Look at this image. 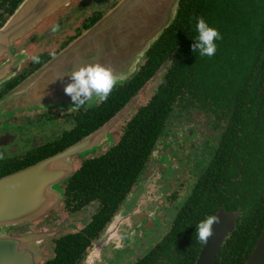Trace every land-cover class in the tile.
<instances>
[{
    "label": "trees",
    "instance_id": "obj_1",
    "mask_svg": "<svg viewBox=\"0 0 264 264\" xmlns=\"http://www.w3.org/2000/svg\"><path fill=\"white\" fill-rule=\"evenodd\" d=\"M197 17L222 37L212 57L191 51ZM136 67L118 79L105 103L76 117L75 127L62 136L65 143L54 151L100 128L161 74L147 102L127 115L118 140L84 160L65 182L72 210L94 202L96 212L82 230L56 239L52 257L40 264H79L138 182L175 109L207 115L215 145L167 232L132 264H193L201 245L196 225L218 210L239 217L214 264H243L264 225V0H178L170 23Z\"/></svg>",
    "mask_w": 264,
    "mask_h": 264
},
{
    "label": "water",
    "instance_id": "obj_2",
    "mask_svg": "<svg viewBox=\"0 0 264 264\" xmlns=\"http://www.w3.org/2000/svg\"><path fill=\"white\" fill-rule=\"evenodd\" d=\"M69 1L23 0L0 27V52L9 48L13 41L31 32L48 14L67 5ZM177 1L119 0L111 10L60 51L58 56L42 66L44 72L37 80L27 81L10 98H18L16 101L21 100L24 107L56 101L74 105L63 91L71 82L66 74L89 63L109 65L118 79L125 77L126 71L135 66L157 35L168 26ZM62 76V79H58ZM137 95L138 93L108 122L88 136L48 159L0 179V264L41 263V242L52 236H47L45 232L9 235L6 230L38 220L46 213L44 211L60 202L62 197L54 191L52 185L64 180L71 172L70 159L108 141V130L131 112ZM20 96L23 98L20 99ZM137 197L138 193L133 197L126 196L125 200L133 202ZM214 215L219 222L213 225L212 236L205 244L200 245L193 264H214L223 241L234 228L236 213L217 211ZM111 218L107 223L108 231L118 219L112 221ZM101 235L103 237L104 232ZM100 254L95 253L91 258ZM243 264H264V225Z\"/></svg>",
    "mask_w": 264,
    "mask_h": 264
},
{
    "label": "rangeland",
    "instance_id": "obj_3",
    "mask_svg": "<svg viewBox=\"0 0 264 264\" xmlns=\"http://www.w3.org/2000/svg\"><path fill=\"white\" fill-rule=\"evenodd\" d=\"M85 1L89 2L90 6L83 11V16H88L95 10L105 12L106 14L108 12V7H112V5L116 4L113 2L117 0ZM105 14H103V16ZM52 17V13L48 14L44 19V21H46L45 23L51 24ZM74 26L73 23V27ZM36 36L37 34L29 32L27 36L13 41L11 46H13L14 43H19V41L23 39L24 43L27 42L28 46L32 47V45L37 42ZM11 46L7 52L5 50L3 53L0 52V57L7 54L11 50ZM59 54L60 52H57L52 57H56ZM19 55L24 56V54ZM7 58L9 57L7 56ZM142 59L143 56L137 60L134 70L135 67H138L142 62ZM20 60L21 56L11 63V58H9L6 63L7 65L11 63V66L14 67V65L20 62L18 64V66H20L22 63ZM16 70L17 69H15L14 72H16ZM43 72L42 66H39L38 69L30 75L29 81L37 80ZM160 75L161 74L157 76V74H155V76L139 90L137 101L136 103L133 102V109L127 115L133 114L138 107L143 106L147 102L158 84V77ZM18 90L19 89H14L8 93V95L12 98V95L16 94ZM17 99L18 98L10 99L9 101L15 102ZM58 103L59 102L56 101L54 104ZM127 115L115 123L110 131L108 130L109 139L104 142L105 144H107V142L108 144H114L118 140L124 124L128 120ZM207 120H210L208 116L201 112L190 111L185 115L179 114L178 109L174 110L169 123L166 125L168 127L167 132L159 137L153 152L146 162L140 179L127 195L133 197L138 193L137 199L133 202L129 199L124 200L118 210L112 215L113 219L111 218L112 221L115 220V218L118 219L112 223L109 231L106 223L102 230V232H104L103 237L101 233L98 238L90 244L85 250V254L79 264H132L135 259L140 258L163 237L178 207L188 195L195 178L207 162L209 158V149L212 150L210 147L215 145L213 138L216 137V132L211 127L212 123L209 124ZM193 123L194 126H192ZM190 131H192L191 134L189 133ZM99 149L100 145H97L79 154V156L85 158L95 157L104 151V148H101L100 151ZM72 160L73 162L70 159V163L71 165L74 163V168L76 169L80 162L77 158H73ZM202 161H204V163H202ZM53 186L55 188L54 191L60 194V187H58L57 184L52 185V187ZM95 206V203L92 204V207L88 205L85 208L83 207L82 210L67 216V208L63 206V203L58 202L55 207H51L44 212H48L51 209L54 210L58 207L56 210L57 216L52 219L54 223L51 224V227H54L56 230L57 225L67 224L59 228V233H73L90 222L91 216L96 212ZM36 225L37 223L31 225V232H45L47 236H55L56 232L52 231V229L40 227L38 229ZM41 227H46V225H42ZM14 228L17 229L18 226ZM8 230H6V233H11ZM101 237L102 239H99ZM47 239L49 238L44 239L40 245V250L43 255L42 261L52 257V249L49 247L43 249L45 240ZM99 240H102V242H99ZM95 253L101 254L95 258H91V255ZM87 256H89L88 258L92 259V261H89L88 258L86 260ZM93 261L96 262L93 263Z\"/></svg>",
    "mask_w": 264,
    "mask_h": 264
},
{
    "label": "flooded vegetation",
    "instance_id": "obj_4",
    "mask_svg": "<svg viewBox=\"0 0 264 264\" xmlns=\"http://www.w3.org/2000/svg\"><path fill=\"white\" fill-rule=\"evenodd\" d=\"M20 2L21 0H0V25L5 22V19L8 17V15H10L11 12H13V10ZM89 6L90 3L86 2L85 0L70 1L67 6L59 8L53 13L51 24H46V21L43 20L36 28H34L30 32L37 34V42L34 43L32 47L28 46L27 42L24 43L23 39H21L19 43H14L13 46H11V50L7 54L0 57V154L4 155V159L0 160V179L30 166H33L66 149L68 146L61 151L54 152L58 147L62 146L65 143L64 139L62 138L63 134L73 129L77 124L76 117L79 114L86 112L91 107L99 104L96 102L95 98L90 103L87 102L79 110H75L72 108L75 107V105H67L63 103H48L41 105L36 104L33 106L24 107L23 105H21V100L15 102L9 101L11 98L8 95V93H10L12 90L17 88L20 89L21 86L29 81L30 75H32L39 66H44L51 58H53L52 56L54 54L65 49L72 42V39L84 32L87 28H85V25L87 26L89 22H91V20L98 19L103 14H105V12L95 10L92 11L88 16H83V11L86 10ZM110 8L111 6L108 7V10ZM73 23L75 25L74 27ZM53 26H58L60 29L55 34L51 32ZM28 34H26L25 36H27ZM9 48H7L5 51L7 52ZM1 53H3V51ZM19 54H24V56ZM32 55L39 56L40 63L33 64L30 60V57ZM7 56L11 58V63L13 60L15 61L21 56L20 61L22 63L20 64V66H18V64L20 63L18 62L16 65H14V67L11 66V63L7 65V59H9L7 58ZM15 69H17L16 72H14ZM19 98L22 99L23 96H20ZM135 112L136 110L134 111V113ZM82 138H80L79 140H81ZM112 145L113 143H103L100 145L99 151L101 150V148H104L105 151ZM103 152H101L100 154H102ZM44 153H47V155L37 160V158H39V156ZM93 157L94 156L90 158ZM73 158H77L79 160V166L75 169L74 163H72L73 167L71 172L64 180L60 181L57 184V186L60 187L59 190L62 197L60 202L63 203L64 207L67 208V216L72 215L79 210H82L83 207L85 208L88 205L92 207V204H94V202H92L90 204L83 205L79 208V210L75 211L72 210L74 204L73 200L66 197L65 182L72 175V173L80 167L81 163L84 160L90 159L76 155L71 158L72 162ZM140 177L141 175L139 176V179ZM57 208L58 207H56L54 210L46 212L43 216H41V218L39 217L38 220H33V222L31 221V223L29 222L30 224L22 223L9 227L8 231L12 234H8L20 235L26 232H31V225L37 223L36 228L38 229L39 227L47 228L52 229V231L56 232L55 236H52V238L45 240L46 248L45 244L43 248L47 249V247H49L50 249H52L56 239L61 238L67 234L77 233L84 228L83 226L81 229L73 233H59V228L66 226L67 224L57 225L56 230L54 227H51V224L54 223L52 222V219L57 216ZM234 213H236L237 216L234 221L233 230L235 229L236 220L239 217V213L235 211ZM42 225H46V227H41ZM7 226H9V224L6 225V227ZM17 226L18 228L15 229L14 227Z\"/></svg>",
    "mask_w": 264,
    "mask_h": 264
},
{
    "label": "clouds",
    "instance_id": "obj_5",
    "mask_svg": "<svg viewBox=\"0 0 264 264\" xmlns=\"http://www.w3.org/2000/svg\"><path fill=\"white\" fill-rule=\"evenodd\" d=\"M59 30L58 26H53L51 32L55 34ZM195 31L198 35L194 38L191 51L199 52L202 57L214 56L217 51L215 41L222 39L219 31L210 27L203 17L195 18ZM30 60L33 64L40 63L37 55H32ZM66 75L71 82L63 91L74 103L75 107L72 108L75 110L92 101L93 97H96L97 103H105L118 83L112 67L99 62L84 64ZM62 78L63 76L58 79ZM3 159L4 155L0 154V160ZM218 222L216 215H210L196 225V236L201 244H205L212 236L213 225Z\"/></svg>",
    "mask_w": 264,
    "mask_h": 264
},
{
    "label": "crops",
    "instance_id": "obj_6",
    "mask_svg": "<svg viewBox=\"0 0 264 264\" xmlns=\"http://www.w3.org/2000/svg\"><path fill=\"white\" fill-rule=\"evenodd\" d=\"M69 2H70V1H69ZM69 2H68V4H69ZM68 4H67V5H68ZM67 5H65V6H67ZM62 7H64V6H62ZM62 7H59V8H62ZM59 8H57V9H59ZM111 8H112V7H111ZM111 8H110V9H111ZM57 9H56V10H57ZM110 9H109V10H110ZM56 10H54L53 13H54ZM53 13H52V14H53ZM82 33H83V32H82ZM82 33H81V34H82ZM81 34H79L78 36H76L73 40H75L76 38H78ZM73 40H72V41H73Z\"/></svg>",
    "mask_w": 264,
    "mask_h": 264
}]
</instances>
